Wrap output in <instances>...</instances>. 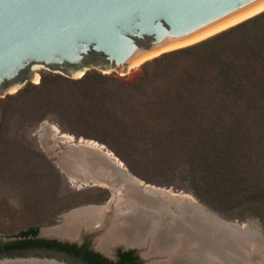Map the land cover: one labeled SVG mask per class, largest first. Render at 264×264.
Instances as JSON below:
<instances>
[{
	"label": "trees",
	"instance_id": "1",
	"mask_svg": "<svg viewBox=\"0 0 264 264\" xmlns=\"http://www.w3.org/2000/svg\"><path fill=\"white\" fill-rule=\"evenodd\" d=\"M173 57L194 65L176 72L153 101L125 100L123 110L135 121L133 132L121 114L97 105L94 99L101 90L96 86L86 94L66 95L68 109L80 108L81 116L100 129L87 136L112 144L133 166L108 139V130L117 140L125 138L144 161L147 171H135L145 179L154 180L150 172L168 184L169 176L183 170L188 188L214 211L264 223V11L210 38L163 53L145 62L143 69L162 67ZM38 233L34 226L17 239L0 241V252L38 243L29 239ZM132 254L120 252L118 261L99 253L83 252V257L94 264H136Z\"/></svg>",
	"mask_w": 264,
	"mask_h": 264
},
{
	"label": "rangeland",
	"instance_id": "2",
	"mask_svg": "<svg viewBox=\"0 0 264 264\" xmlns=\"http://www.w3.org/2000/svg\"><path fill=\"white\" fill-rule=\"evenodd\" d=\"M180 48L182 47L176 49ZM163 53L145 62L152 61ZM187 61L189 60L185 58L173 57L163 63L162 67L153 65L146 71L143 69L145 62L125 70L91 66L82 77L74 78L44 66L37 72L40 75L38 82H28L16 91H0V241L17 239L16 236L21 231L34 226L39 227L40 237L69 239L47 235L44 231L63 225L67 222V216L74 211L87 207L109 209L111 190L107 186L88 184L86 180H81L69 170L62 158L77 143L78 138L81 139L79 144L87 143L95 147L103 145L100 148L111 151L109 153L116 156L129 173L149 184L188 194L211 214L227 222L248 226L259 232L264 240V223L259 218L241 220L214 211L188 188L183 170L169 176L172 183L168 184L163 183L162 176L150 172L148 175L154 180L145 179L135 171V168L147 171L142 166L144 161L125 138L117 140L119 137L114 138L115 133L108 130V139L132 159L133 166L114 150L112 144L87 136L86 133L100 129L94 122L81 116L80 108L68 109L70 104L66 95L86 94L91 86H96L98 91L101 90L94 99L97 105L117 111L121 114V120L127 122L133 132L135 121L130 113L123 110L125 100L130 98L135 104L158 98L170 85L173 77L177 76L176 72L194 65ZM85 76L88 77L87 83L81 82ZM82 138L92 141L85 142ZM141 139L146 141L148 137L141 135ZM96 228H90L79 239L72 241H82L85 236L93 249L103 253L95 242L105 231H92ZM249 243L254 244L252 249L264 252V244L258 248V243ZM122 247L124 246L117 245L112 251ZM147 250L144 249L143 252ZM157 259L145 256L142 264H151Z\"/></svg>",
	"mask_w": 264,
	"mask_h": 264
},
{
	"label": "water",
	"instance_id": "3",
	"mask_svg": "<svg viewBox=\"0 0 264 264\" xmlns=\"http://www.w3.org/2000/svg\"><path fill=\"white\" fill-rule=\"evenodd\" d=\"M263 1L0 0V91L20 89L35 81L33 68L37 64L71 78L78 77L80 73L84 75L91 66L125 70L145 55L188 39ZM105 152L86 151L79 158H62L69 170L81 180L107 186L112 192L109 204L112 207L117 198L119 200L126 195V191L123 186L122 191L112 186L120 179L109 169L123 168ZM129 174L145 185L170 191ZM140 186L142 190L145 187ZM171 211L167 207L161 209L168 220L173 216ZM162 228L154 225L151 234ZM249 242L252 241L245 242L243 251L250 253L254 244ZM124 247L136 248L142 259L145 257L143 250L148 249V246ZM169 250L163 256L152 257L171 261L180 253L176 249ZM103 254L116 259L115 251ZM0 264L84 263L65 252L31 249L25 253L0 255Z\"/></svg>",
	"mask_w": 264,
	"mask_h": 264
},
{
	"label": "bare ground",
	"instance_id": "4",
	"mask_svg": "<svg viewBox=\"0 0 264 264\" xmlns=\"http://www.w3.org/2000/svg\"><path fill=\"white\" fill-rule=\"evenodd\" d=\"M263 11L264 1L188 39L174 42L145 55L129 67H136L165 51L199 42ZM43 67L37 64L33 68L37 82L40 80L37 72ZM82 75L83 73H80L78 77ZM11 91H16V88ZM82 139L85 142L92 141ZM80 140L70 147L64 159L69 156L79 158L86 151L97 152L105 149L100 148L103 146L101 144L100 147L87 143L79 144ZM104 151L123 168L109 169V172L120 179L112 186L119 191H122L123 186L126 195L119 200L117 198L115 205L109 209L87 207L74 211L67 216L65 224L45 230V234L79 239L85 231L97 227L92 231L105 232L96 239L95 245L106 254H112L117 245L148 246V251L144 253L147 257L163 256L167 249L180 252L176 257L173 256L171 261L159 259L151 264H264V252L260 249H252L250 253L243 251L246 241L258 243V247L264 244L259 232L216 217L188 194L175 195L172 191L145 185L143 181L133 178L123 163L110 154L111 151ZM140 185H144L145 189L142 190ZM165 207L171 208V213L173 212L170 220L167 215H162L161 209ZM156 224L163 228L158 233L151 234V229Z\"/></svg>",
	"mask_w": 264,
	"mask_h": 264
},
{
	"label": "flooded vegetation",
	"instance_id": "5",
	"mask_svg": "<svg viewBox=\"0 0 264 264\" xmlns=\"http://www.w3.org/2000/svg\"><path fill=\"white\" fill-rule=\"evenodd\" d=\"M65 224V223H64ZM35 239V240H40L38 243H30L27 247L24 248H15V249H10L6 250L4 252H0V255H5V254H13L16 252H21L25 253L28 250H33V249H49L53 251H61L65 252L68 255L72 256L74 259L84 263V264H94L91 263L90 261L86 260L83 257V252H88L92 254L99 253L103 258H108L113 261H118L120 259L119 253H125L129 251H133L132 257H133V262L136 264H142V257L140 255L139 250L136 248H116L115 253H116V259H113L111 257L105 256L103 253L96 251L93 249L92 245L88 241V238L85 239L86 237L84 236L82 241H72V239H60L58 237L56 238H43L40 237V232L35 235H30L29 239ZM76 249V250H75Z\"/></svg>",
	"mask_w": 264,
	"mask_h": 264
}]
</instances>
